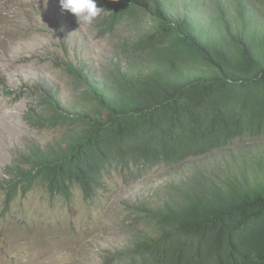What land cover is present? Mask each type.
<instances>
[{"label": "trees", "instance_id": "obj_1", "mask_svg": "<svg viewBox=\"0 0 264 264\" xmlns=\"http://www.w3.org/2000/svg\"><path fill=\"white\" fill-rule=\"evenodd\" d=\"M159 1L99 2L108 29L146 16L148 31L131 46L148 55L147 72L122 76L109 100L76 117L48 104L56 112L35 124L76 132L60 148L32 154L29 170L10 169L1 218L38 183L66 202L75 187L89 199L113 170L135 181L237 138H264V35L250 13L237 4L210 28L192 10ZM1 94L15 95L4 87ZM157 225L155 237L104 264H264V180L198 197Z\"/></svg>", "mask_w": 264, "mask_h": 264}, {"label": "rangeland", "instance_id": "obj_2", "mask_svg": "<svg viewBox=\"0 0 264 264\" xmlns=\"http://www.w3.org/2000/svg\"><path fill=\"white\" fill-rule=\"evenodd\" d=\"M165 1L210 28L218 12L242 4L264 35V2ZM107 16L102 10L91 24H78L59 0H0V185L15 179L10 169L29 170L32 154L60 148L76 132L35 124L56 112L48 104L76 117L109 100L122 76L147 72L148 55L131 46L148 31L146 16L113 29L103 23ZM1 87L15 95L5 97ZM255 179L264 180V138L244 136L135 181L113 170L89 199L75 187L67 203L38 183L0 216V264H104L155 237L159 217Z\"/></svg>", "mask_w": 264, "mask_h": 264}, {"label": "clouds", "instance_id": "obj_3", "mask_svg": "<svg viewBox=\"0 0 264 264\" xmlns=\"http://www.w3.org/2000/svg\"><path fill=\"white\" fill-rule=\"evenodd\" d=\"M62 10L71 13L78 24H91L102 11L96 0H59Z\"/></svg>", "mask_w": 264, "mask_h": 264}]
</instances>
